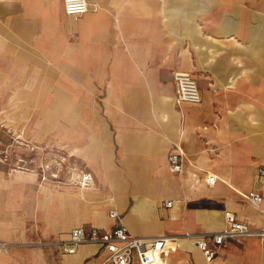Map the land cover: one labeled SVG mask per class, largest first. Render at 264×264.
I'll return each mask as SVG.
<instances>
[{
    "label": "crops",
    "instance_id": "obj_1",
    "mask_svg": "<svg viewBox=\"0 0 264 264\" xmlns=\"http://www.w3.org/2000/svg\"><path fill=\"white\" fill-rule=\"evenodd\" d=\"M88 2L99 10L74 18L61 0H0V60L26 68L18 94L42 98L26 104L42 116L21 124L64 159L59 181L14 171V191L0 196V264H102L98 246L67 254L60 242L119 221L136 236L174 238L162 264H264V237L227 239L212 262L194 244L226 212L264 228V0ZM175 72L195 80L199 104L176 103Z\"/></svg>",
    "mask_w": 264,
    "mask_h": 264
},
{
    "label": "built area",
    "instance_id": "obj_2",
    "mask_svg": "<svg viewBox=\"0 0 264 264\" xmlns=\"http://www.w3.org/2000/svg\"><path fill=\"white\" fill-rule=\"evenodd\" d=\"M61 2L65 14L74 18H79L89 11L97 12L99 10V6L96 4L90 6L88 0H61ZM173 81L175 86L174 98L177 104L184 102L199 104L201 102L196 82L189 73L175 72ZM168 161L173 172L179 173L181 171L183 150L180 146H175V150L169 154ZM215 179L213 175H208L205 178L209 185H212ZM258 179H264V166L258 170ZM92 181L90 174L83 175V180H80L81 184L85 186H90ZM248 199L251 203L259 205L263 201V196L257 192H250ZM165 205L170 207L171 202H166ZM108 214L110 218L119 220L117 210L111 209ZM183 236L189 239L195 235L185 233ZM242 236L263 238L264 228H252L249 224L237 220L231 212H226L224 214V227L219 231L196 235L194 244L203 254L205 260L212 262L227 239ZM172 239L174 238L170 236H136L119 221L110 231L95 227L74 228L69 238L60 242V247L64 253L74 254L82 245H96L106 252L102 264H162ZM6 249V244L0 242V250Z\"/></svg>",
    "mask_w": 264,
    "mask_h": 264
},
{
    "label": "rangeland",
    "instance_id": "obj_3",
    "mask_svg": "<svg viewBox=\"0 0 264 264\" xmlns=\"http://www.w3.org/2000/svg\"><path fill=\"white\" fill-rule=\"evenodd\" d=\"M12 56L10 59L0 60V196H9L14 191L11 187H14L15 170H31L40 182L64 178L63 166L60 164L64 159L56 156L50 159L46 155V149H42L41 141L29 140L31 137L28 138L27 133L32 131L26 127L33 128V125L21 124L26 121V117L42 116L41 107H26V104H37L42 98L40 93L16 92L14 80L20 79L19 74L26 68L14 61V55ZM83 175L89 174L82 173L79 175L80 180Z\"/></svg>",
    "mask_w": 264,
    "mask_h": 264
},
{
    "label": "bare ground",
    "instance_id": "obj_4",
    "mask_svg": "<svg viewBox=\"0 0 264 264\" xmlns=\"http://www.w3.org/2000/svg\"><path fill=\"white\" fill-rule=\"evenodd\" d=\"M85 174V173H84ZM81 180H83V177H82V179ZM80 184H81V182H80ZM82 186H85V185H83V184H81Z\"/></svg>",
    "mask_w": 264,
    "mask_h": 264
}]
</instances>
